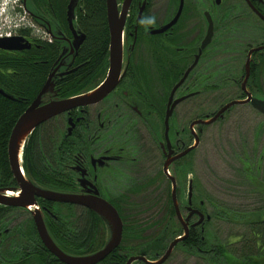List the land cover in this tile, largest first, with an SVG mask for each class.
<instances>
[{
	"label": "flooded vegetation",
	"instance_id": "af4514ba",
	"mask_svg": "<svg viewBox=\"0 0 264 264\" xmlns=\"http://www.w3.org/2000/svg\"><path fill=\"white\" fill-rule=\"evenodd\" d=\"M42 2L44 12L38 8L42 14L56 19L53 0ZM124 3L119 0L120 10ZM126 7L118 82L101 99L41 123L29 135L23 150L22 171L27 178L35 185L71 194L80 201H59L35 194L36 203L30 208L0 204L12 212L28 214L16 226L9 224V215L7 222L0 224V243L14 245L8 256H0V264H22L27 260L32 264H70L44 243L34 220L35 208L41 209L53 241L74 255H90L104 247L109 228L98 210L115 209L121 221V242L93 264L123 257L124 264L131 257L134 260L130 264H152L180 237L160 264H167L179 247L207 264H216L211 262L212 257L225 264L224 256H218L216 250L243 239L235 234L228 237L230 242H214L218 237L210 225L213 220L227 218L223 209L226 205L199 189L193 165L205 130L235 107L264 115L251 102L253 98L264 99V0H129ZM20 12L37 24L23 3L16 14ZM37 25L53 41L50 33ZM67 35L72 38L71 30ZM81 46L73 63L64 66V72H69L56 81V90L58 82L82 66L76 64ZM109 53L110 41L104 70L95 71L91 87L79 92L103 83L109 72ZM56 97L58 93L49 95L46 101ZM212 97L218 99L213 108ZM237 100L247 101L227 106ZM215 116L213 121L205 122ZM53 121L61 124L63 132L58 154L52 153L50 140L48 148L43 145L47 172H51L35 176L26 164L25 153L36 129L46 127L53 133ZM51 153L57 158L51 159ZM243 164L252 179L259 169L258 162L245 159ZM14 179L15 184L0 186L9 188V195L21 191ZM206 205H214V215ZM25 226L31 228L33 237L26 238ZM88 227L90 231H85Z\"/></svg>",
	"mask_w": 264,
	"mask_h": 264
},
{
	"label": "trees",
	"instance_id": "16d2710c",
	"mask_svg": "<svg viewBox=\"0 0 264 264\" xmlns=\"http://www.w3.org/2000/svg\"><path fill=\"white\" fill-rule=\"evenodd\" d=\"M33 2L41 11L44 10L42 0H33ZM53 2L57 14L56 20L67 34V32H70L66 15L68 0H53ZM81 5L83 8L78 12L77 21L85 32L86 39L82 43L76 64L81 63L82 66L70 72L65 80L57 83L60 98L69 97L84 88L91 87V83L96 78L94 72L103 71L107 62L110 35L107 24L106 0H82ZM17 33L28 37L33 44L30 48L23 50L0 48V88L13 96L11 98L0 92V186H8L16 182L8 159L9 136L17 118L36 97L46 81L48 72H50L60 53V43L54 39L49 42L39 37L36 38L32 35L31 29L24 26L18 28ZM53 122L52 126H56L53 133L48 132L46 127L36 129L27 147L25 161L35 176L51 172H47V159H44L42 152L43 145L48 148L50 140L51 146L54 143V146L51 147L52 153L58 154L57 146L62 141L63 132L61 124L55 125ZM52 153L51 159H56L57 156H53ZM11 210L0 207V224L3 223L4 225L7 222L6 218ZM246 224L249 226L250 232L242 237L252 238L249 244L243 243L246 244L245 250H241L240 253H246L242 256L238 255L240 254L238 248H235L238 244L231 249L228 246H222L220 251L216 250L218 256H224L225 264H264V209L255 210L253 214L251 213ZM90 229L88 227L85 231H90ZM24 232L26 238L34 236L28 226H25ZM252 243H255L257 253H254L255 247L250 246ZM3 244L0 243V256H8L7 250L10 253L14 245L9 243L10 246L7 247ZM211 262L220 264V260L215 257L211 258ZM32 263L33 261L27 260L22 264ZM124 263V257L112 259L109 263L107 261L103 262V264Z\"/></svg>",
	"mask_w": 264,
	"mask_h": 264
},
{
	"label": "water",
	"instance_id": "95a60500",
	"mask_svg": "<svg viewBox=\"0 0 264 264\" xmlns=\"http://www.w3.org/2000/svg\"><path fill=\"white\" fill-rule=\"evenodd\" d=\"M21 1L25 10L28 11L32 18L38 24L43 26L56 42L60 43V53L51 67L47 80L42 85L36 97L17 118L16 123L12 128L8 140V158L11 170L19 183L21 191L17 195H9L7 192L9 191V188H0V204L30 208L32 204L36 203L34 199L35 194L59 201H80L78 200V197H74L71 194L67 195L62 192L48 190L40 187L39 185H35V183L27 178L22 171L23 150L27 138L32 133V131H34L35 128L41 123L80 104H87L101 99L118 82L123 63L122 32L126 14L125 12L127 8L126 6L129 5V0H125L122 10L119 9V0H106L107 20L110 31V65L108 75L103 83L90 91L78 92L77 94L65 98L56 97L49 101H46V97H48L49 95L56 96V94L58 93V90H56V81L59 78H62L64 74L69 72H64V66L68 67L73 63L75 56L78 54L80 46L86 37L85 32L79 26L77 21L78 11L83 8L81 5L82 0H68L67 3L66 15L68 26L72 32V38H70L65 33V30L56 19L43 15L36 4L33 2V0ZM174 22L175 20L170 22L167 26H171ZM166 27L161 30H164ZM211 34L212 30L207 35V41L205 40L206 42H208L211 38ZM32 44L33 42L28 37L20 34L0 37V48L6 50H23L30 48ZM0 92L8 97L13 98L12 95L5 92L2 88H0ZM246 101L247 100L233 101L227 104V106L232 105L236 102ZM251 102L255 107L264 112V99L253 98ZM226 107H224L221 111H223ZM221 111L219 113H221ZM216 116L212 119L206 120L205 122L207 123L213 121ZM86 203L90 206H93L91 201H86ZM98 212L102 215V217L108 224V241L106 242L104 247L97 250L96 252L91 253L90 255H74L64 251L53 241L43 218L41 209L35 208L33 211L35 223L44 243L59 258L70 264L96 263L105 258L107 254H109L120 244L122 238V230L120 229L121 221L116 210L106 207L105 210H98ZM179 239H181V237ZM179 239L173 241V243L170 245L169 249L165 252L161 259L151 263L160 264L165 261L171 254L172 249ZM132 260H134V257H131L127 264H130Z\"/></svg>",
	"mask_w": 264,
	"mask_h": 264
},
{
	"label": "rangeland",
	"instance_id": "374dc122",
	"mask_svg": "<svg viewBox=\"0 0 264 264\" xmlns=\"http://www.w3.org/2000/svg\"><path fill=\"white\" fill-rule=\"evenodd\" d=\"M18 17L15 22L12 21L13 25L10 21L14 16L3 17L0 32H12L11 35H14L15 29L19 28L17 26H21L23 22L33 25L25 14L22 13ZM34 32L41 39L45 37L40 29ZM215 100L218 99L212 97V108ZM53 124L57 125L58 123L56 121ZM53 144L52 146H54ZM194 155L193 175L198 182L199 189L204 190L205 194L210 195L219 204L226 205V208L223 209L227 218L213 220L210 225L211 230L218 237L214 242H230L228 240L230 235L243 236L250 232L249 226L246 224L250 218V212L264 209V115L251 111L247 107H235L224 119L210 125L205 130L201 144ZM244 158L249 163L254 160L259 164V169L253 172L252 179L249 178L250 170L244 171ZM164 190L165 185H162L161 191L164 192ZM165 198V196L162 197L164 204ZM206 209L210 215H214L213 211H216L214 205H206ZM152 214V218H154L155 215ZM27 218L28 214L19 210L11 211L8 220H10L9 224L16 226L17 223L25 221ZM250 239L252 238H243L241 241L229 244L228 247L231 249L238 244L235 248H238L240 253L246 246L243 243L249 244ZM252 244L250 246L255 247V243ZM3 246L10 245L7 242ZM257 251L255 247L254 253ZM244 253L246 252L237 254L242 256ZM167 264L207 263L189 255L179 247L173 252ZM208 264L213 263L208 262Z\"/></svg>",
	"mask_w": 264,
	"mask_h": 264
},
{
	"label": "bare ground",
	"instance_id": "6f19581e",
	"mask_svg": "<svg viewBox=\"0 0 264 264\" xmlns=\"http://www.w3.org/2000/svg\"><path fill=\"white\" fill-rule=\"evenodd\" d=\"M20 4H22V1L21 0H18V3L17 4H15L13 2V0H9L8 3L5 4V5L2 2H0V25H3V23H2V18L3 17L14 16V18L10 22H12V21L15 22L16 21V17L21 16V15H17L16 14L17 13V10L19 9ZM18 18H20V17H18ZM25 18L26 17L24 16V19ZM29 20L32 22L33 25H30L28 23L26 24V23L23 22L20 27L24 26L26 28H30L31 31H32V33L35 34L34 31H37L38 28H40V27H38V25L33 20H31V19H29ZM2 27L4 28V26H2ZM43 40L51 42V40L49 39V37H44Z\"/></svg>",
	"mask_w": 264,
	"mask_h": 264
},
{
	"label": "built area",
	"instance_id": "2783aa9c",
	"mask_svg": "<svg viewBox=\"0 0 264 264\" xmlns=\"http://www.w3.org/2000/svg\"><path fill=\"white\" fill-rule=\"evenodd\" d=\"M8 1L9 0H2V3L5 5V4H7L8 3ZM13 2L15 3V4H17L18 3V0H13ZM42 32H43V34L45 35V37H49L50 38V36H49V34L45 31V30H43L42 28H39ZM39 29L37 30V31H39ZM11 33L12 32H0V36H4V35H11Z\"/></svg>",
	"mask_w": 264,
	"mask_h": 264
}]
</instances>
